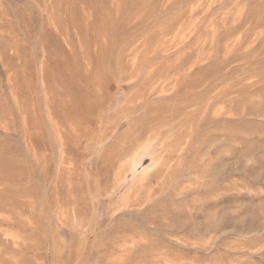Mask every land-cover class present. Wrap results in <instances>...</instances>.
Instances as JSON below:
<instances>
[{
    "label": "rangeland",
    "instance_id": "rangeland-1",
    "mask_svg": "<svg viewBox=\"0 0 264 264\" xmlns=\"http://www.w3.org/2000/svg\"><path fill=\"white\" fill-rule=\"evenodd\" d=\"M0 264H264V0H0Z\"/></svg>",
    "mask_w": 264,
    "mask_h": 264
},
{
    "label": "bare ground",
    "instance_id": "bare-ground-1",
    "mask_svg": "<svg viewBox=\"0 0 264 264\" xmlns=\"http://www.w3.org/2000/svg\"><path fill=\"white\" fill-rule=\"evenodd\" d=\"M162 143V142H161ZM164 144V143H163ZM162 145V144H160ZM163 147V146H162ZM161 148V147H160ZM143 154V153H142ZM141 151H128L125 155V160L123 163V169L126 172L134 173L137 171L143 164L141 163ZM159 156V154L157 155ZM159 158V157H158ZM159 160V159H158ZM159 163L158 166L155 167L153 171H149V167L152 169V166ZM161 162H157L156 159H154L148 167H142L140 170V175L143 176V179L140 181L141 185H149L154 184L155 182L159 181V178L161 174L164 172L163 164Z\"/></svg>",
    "mask_w": 264,
    "mask_h": 264
}]
</instances>
